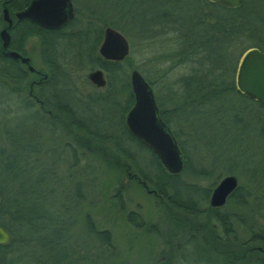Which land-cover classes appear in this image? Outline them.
Segmentation results:
<instances>
[{
	"label": "rangeland",
	"instance_id": "obj_1",
	"mask_svg": "<svg viewBox=\"0 0 264 264\" xmlns=\"http://www.w3.org/2000/svg\"><path fill=\"white\" fill-rule=\"evenodd\" d=\"M83 1L72 0L79 12L78 16L84 13ZM260 4L263 6L264 0H260ZM0 21L1 27L3 21ZM117 30L128 43V54L126 59L121 61V69L127 74L125 77L128 79L131 69H136L144 79L152 80L151 89L157 105L162 109H171L173 96L176 97L173 92L179 91L178 83L174 82H178L179 76L186 70L184 66H176L167 71L168 62L157 58L161 53L170 51L171 46L167 43L160 44L158 41L161 38L155 43H146L138 40L131 31ZM65 31L67 32L58 35V42L61 43L59 48L62 45L64 48L63 37L71 29L67 28ZM36 44V39L30 38L26 42V48L33 50ZM260 44L264 47V42ZM83 45L82 43L70 49L74 51L78 47V51L82 52L84 47L88 48V45ZM62 54V60H68V74L81 76L90 70L89 66L80 69L74 66V62L69 61L74 59L69 50L62 51ZM31 56L32 64L46 70L36 52L31 53ZM27 79L29 78H24V81L27 82ZM70 82L62 81L59 85L64 90L69 89V92L65 91L78 107L83 106L81 101L86 99L87 93L97 95L85 78H71ZM17 84V81L9 82L7 78L0 76V185L4 184L8 192L23 189L26 194L32 191V194L38 195L42 194L41 192L46 195L47 188H52L50 195L54 210L62 203L63 190L68 205L71 206L67 222L68 235L64 237L71 248L68 264H219L215 255L219 258L224 256L219 252L229 249L230 246L215 241V245L209 242L215 255L206 250L204 245L208 246V229L204 226L205 214L202 217L188 214L191 217L186 218L187 223L193 227H190V230L187 229L189 226L184 219H181L175 228L157 198L131 179L129 172L119 171L112 159L107 160L105 164L106 160L103 161L100 156L77 148L70 134L61 126H56L53 133L37 128L39 134L37 139H34L33 126L24 121L22 116L29 110L22 111L20 108V100L26 101L27 89L19 91ZM6 86L9 90H6ZM100 95H103V92H100ZM112 95L120 102L125 96L123 91L113 92ZM246 100L249 99L234 93H223L190 111H177L178 113L171 115L172 118L169 117L168 124L171 130L177 132V139L181 141H178V147L188 159L187 167H182L179 172L180 180L199 187V190L210 188L211 192L221 177L232 174L237 179V185L242 186L239 193L245 195V204L240 205L235 199L227 197L226 202L217 210L229 215L228 227L236 236L234 240L244 242L247 246L245 240L250 235L248 228L252 232L264 227V191L258 187L261 184L256 183L255 186L248 182L249 179L264 178V114L259 115L254 104L248 109H242L248 104ZM33 110L32 108L30 111ZM234 112L238 114L235 115ZM85 113L91 121L92 113L87 110ZM95 116V119H102V126L107 123L106 116L111 118L113 123L119 118L118 113L109 115L105 110ZM99 127L101 129V126ZM102 129L110 135L121 132L120 127L115 124L105 125ZM25 136L28 138H24ZM104 144L112 149L111 141L108 140ZM25 145H28L29 151L34 147V152L26 151L23 147ZM73 146L77 151H82L75 166L70 164V150ZM140 154L144 161L150 155L145 150H141ZM197 170H202V174H196ZM79 182H82L78 187L81 198H78L74 191L75 184ZM118 185L122 186L123 209L119 208L112 196L113 188ZM201 193L194 192L192 196L193 212L202 210L204 213L209 206L208 197L204 199ZM39 198L38 200L43 202V198ZM129 211L143 220L145 227H135L126 222ZM175 212L181 218L187 214L185 211ZM86 218L92 221L94 228L109 231V247L103 246L87 232ZM213 230L217 235L226 238L218 227ZM188 234L194 235V239L188 240ZM228 237V240H232L231 235ZM252 247L258 253L246 251L235 264H253L262 251L257 245ZM217 250L220 251L216 252ZM35 258L36 261L43 260L39 254ZM26 259L20 258L18 264L33 263L32 260Z\"/></svg>",
	"mask_w": 264,
	"mask_h": 264
},
{
	"label": "trees",
	"instance_id": "obj_2",
	"mask_svg": "<svg viewBox=\"0 0 264 264\" xmlns=\"http://www.w3.org/2000/svg\"><path fill=\"white\" fill-rule=\"evenodd\" d=\"M18 4L16 0H11L8 8L11 11ZM263 6L260 4V0H242L239 6L234 8H224L218 4H211L207 0H84V13L79 14L81 17L79 18V12L74 9V17L69 22V26L73 29L64 36L67 43L72 46L74 44L76 47L82 43L88 45V48L84 47L82 52L78 51V47L74 50L77 51L75 52L77 57L74 65L79 69L83 66H89L90 70L100 68L106 77L117 75L121 78H105V85L102 89L90 86L94 94L97 93V95L93 96L87 93L86 99L81 101L83 104L81 107L74 104L68 93L69 89L66 88L65 90L68 91L66 92L59 85L62 81L71 83V78H42L39 115L34 118L33 112L30 111L31 104L26 99L24 102L20 100V108L25 111L29 110L28 113L22 115L24 121H28L33 127L38 125L42 131L49 133H53L56 126H61L66 133L70 134L77 148L100 156L103 161L106 160L105 164L107 160L112 159L119 171L129 172L131 179L157 198L175 228L177 224H180L181 219L187 223L186 218L191 217L188 214L196 215V217L197 215L202 217L205 214L204 226L208 229L206 237L208 246L202 244L206 250L213 253L212 245L217 244L216 242L219 244L223 242L230 246L229 249L219 252L224 254L220 258L213 253L219 264H235L236 260L241 258V254L249 250L250 253L257 254L258 252L254 251L252 247L255 245L261 247L262 252L258 258L254 259L253 264H264V227L252 232L248 228L250 235L245 240L248 243L246 246L244 242L239 243L234 240L236 236L229 230V215L227 213L218 212L217 208L210 206L204 213L202 210L193 212L194 200L192 196L194 192L201 191L202 197L206 199L210 188L199 190V187L188 185L180 180L179 173H167L155 155L127 130L124 116L133 103V96L129 78L125 77L127 74L121 69L122 60H105L96 52L97 45L101 40L102 28L106 25L115 29L131 31L138 40L146 43H155L157 39L161 38L158 41L160 44L167 43L171 46L170 51L165 54L161 53L157 58L168 62L167 71L176 66H184L186 70L179 76V81L174 82L178 83L179 91L175 92L174 90L173 92L176 96H173V107L162 109L160 105H157L162 120L168 126V121L172 118L171 115L177 111L180 113L184 110L190 111L223 93H234L249 99L246 100L248 104L244 105L242 109H248L254 104L259 115L264 114V106L261 103L255 100H253L255 103H252L250 101L252 99L240 94L234 86V72L242 52L249 47H257L264 53V47L260 44V42H264ZM11 17L15 20L13 16ZM39 36L42 44H48L54 40L56 35L50 30L40 28ZM57 38H59L58 34ZM71 57L75 58V56ZM125 59L126 57L123 60ZM10 65L9 77H18L20 72L17 67L13 64ZM1 69L0 65L2 73ZM59 73L69 72L60 71ZM85 79L87 80V78ZM145 80L150 86L153 85L152 80H148V78ZM117 91H123L125 94L121 102L112 95ZM100 92H103V95H100ZM64 95H68V97H64ZM86 110L92 113L91 121L85 115ZM103 110L109 115L118 113L117 122L113 123L112 119L106 116L105 122L107 123L105 125H117L121 131L119 134L110 135L103 131L102 127L105 125L102 126V119H95V115ZM234 114L238 113L234 112ZM171 132L177 145L179 142L181 143L177 139V132L174 130ZM108 140L112 143V149L104 144ZM23 147L29 151L28 145ZM76 147L73 146L70 150L72 166L78 164L79 154L82 152L77 151ZM141 150L148 151L150 154L145 161L140 154ZM31 151L34 152V147L29 152ZM182 157L183 167H187V156L182 153ZM201 171L195 172L199 175L202 174ZM43 177L44 173L40 179L42 180ZM248 182L255 186L256 183L261 184L258 187L260 186L261 191H264V178L249 179ZM81 183H76L74 186L78 198H81L78 189ZM241 187L237 185L229 195V198L235 199L240 205L246 203L245 195L239 193ZM41 193L39 195L32 194L30 191L26 194L23 189L8 192L4 184L0 185V225L6 228L11 235L10 242L0 246V264H18L20 258L32 260V264H60L59 261L68 264L71 248L64 237L68 235L69 224L67 225V222L71 206L68 205V199L63 194V190L62 203L56 210L53 208L52 195H50L52 188H47L46 195ZM121 193V185L113 188L112 196L119 208L123 209ZM38 197L43 198V202H40ZM175 211H185L187 214L181 218L176 215ZM132 213V211L127 213L126 222L135 227H145V222ZM86 219L87 232L103 246L109 247L111 245L109 231L94 228L92 221ZM187 224L189 226L187 229L193 228L189 225L190 223ZM214 227H218L226 238L217 235L213 230ZM247 227H249V223ZM230 235L232 240H228ZM188 236V240L195 237L190 234ZM218 251L220 250L216 252ZM38 254L43 258L42 261H36L35 257Z\"/></svg>",
	"mask_w": 264,
	"mask_h": 264
},
{
	"label": "water",
	"instance_id": "obj_3",
	"mask_svg": "<svg viewBox=\"0 0 264 264\" xmlns=\"http://www.w3.org/2000/svg\"><path fill=\"white\" fill-rule=\"evenodd\" d=\"M208 1L225 8H234L242 0ZM1 15L6 22V26L0 29L1 46L5 48L9 43L7 29L11 20L6 8L2 9ZM14 15L17 19H27L43 28L57 29L72 19L73 7L71 0H30L24 9ZM8 54L13 58L19 57L15 51H9ZM98 54L106 60L120 61L128 54V43L118 30L106 26L98 46ZM20 61L25 63L28 58L20 57ZM29 68L32 69L30 66ZM87 76L95 87L105 85L100 69H93ZM129 85L133 103L124 116L127 130L155 155L167 173H179L183 167L182 154L171 131L158 116L151 87L136 69H131L129 73ZM234 86L240 94L264 106V53L257 47H249L240 55L234 73ZM236 186L237 179L234 175L221 177L209 194V206H222ZM10 240V232L0 225V246L7 245Z\"/></svg>",
	"mask_w": 264,
	"mask_h": 264
},
{
	"label": "flooded vegetation",
	"instance_id": "obj_4",
	"mask_svg": "<svg viewBox=\"0 0 264 264\" xmlns=\"http://www.w3.org/2000/svg\"><path fill=\"white\" fill-rule=\"evenodd\" d=\"M10 1L11 0H1V2H0L1 3V7H0L1 20L3 21L2 15H1V11L3 8L7 9L8 16L11 20L10 26L7 29L8 33H9L8 45L5 48H3L1 46V40H0V64H1V68H2L1 69L2 73L0 76H1V78H7L9 80V82L17 81V83H18L17 87H18L19 91H23L24 88H25V90L27 89L26 90V95H27L26 100L31 104V106H33L32 107L34 109L33 115L35 118L37 115H39V110H38L39 106H40L39 95H40V84H41L42 78L43 79H45V78H88L87 74L90 71H92L93 69H100V68H93V69L89 70L85 75H81V76L71 75L68 73H65V74L59 73L60 71H67L68 70V65L66 63V62H68V60H66V61L62 60V55H63L62 51L69 50L70 56H75L74 59H70L69 61H73L75 63L76 57H77V55L75 53L77 51H73L70 49L72 47H75L74 44H73V46L71 44H68L66 41V38L63 37L65 39L64 48H63V45H62V47L59 48V45L61 43L58 42L59 38H57V34L59 35V34H62L64 32H67V31H65L67 28L71 29V31H72V27L69 26V22L72 19L70 21H68L67 23H65L62 27L57 28V29L43 28L40 25H38L34 22H31L27 19H17L14 15L15 12L24 9L28 5L30 0H26V1L16 0L17 4L18 3L19 4L16 5V7L14 9H12L11 11L8 8ZM71 2H72V0H71ZM208 2H210V1H208ZM210 3L211 4H217V3H212V2H210ZM218 5H220V4H218ZM72 7H73V17H74L75 7L73 5V2H72ZM11 16H13V18L15 20H13ZM5 26H6V22L3 21L0 29L5 27ZM106 26H109V25H106ZM106 26H103V28H102L101 40L103 37V29ZM40 28H43L45 30H50L51 32H53L54 35H56V36H54V40L51 43H48V44L43 43L42 44L40 36H39V29ZM71 31H69V32H71ZM30 38H33V40L36 39V41H37L36 46L35 45L33 46V50H31L30 48H26L27 47L26 42ZM101 40H100V42H101ZM100 42H99V44H100ZM99 44L97 45V48H96L97 54H98ZM9 51H15L16 53H18L19 57L13 58V57L9 56V54H8ZM35 52L39 55L40 61L42 62V65L46 67V70H43L42 68L37 67L34 64H32L31 53H35ZM20 57H27L28 61L25 63L21 62ZM102 59H104V58L102 57ZM109 61H113V60H109ZM10 64H13L15 67H17V70L20 72V75L18 77L17 76L16 77H9L10 66H11ZM29 66L32 69H30ZM74 66H76V65H74ZM101 72H102L103 78H121L117 75H112V76L106 77L103 73V70H101ZM10 78H19V79H10ZM24 78H29V79H27V82H25ZM87 81L89 82L88 79H87ZM90 85L95 87L91 83H90ZM103 87H95V88L102 89ZM13 89L14 88H12V90ZM6 90H9V87L6 86ZM19 91H17V93H19ZM14 93H16V92H14ZM23 95H24V93H23ZM154 99H155V96H154ZM155 103H156V100H155ZM37 106H38V108H37ZM156 106H157V103H156ZM157 110H158V106H157ZM22 111H25V110L22 108ZM158 116L162 120V118L159 114V111H158ZM167 127L170 130V127L168 125H167ZM37 128H39L38 125L36 127L35 126L33 127V138L34 139H37V136L39 134ZM24 138H28V137L25 136ZM229 195H228V198H229ZM215 208L218 209L219 207H215Z\"/></svg>",
	"mask_w": 264,
	"mask_h": 264
}]
</instances>
